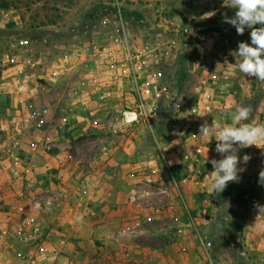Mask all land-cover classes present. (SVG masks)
<instances>
[{"label":"crops","instance_id":"1","mask_svg":"<svg viewBox=\"0 0 264 264\" xmlns=\"http://www.w3.org/2000/svg\"><path fill=\"white\" fill-rule=\"evenodd\" d=\"M172 45L159 53L162 79L145 102L161 139L158 148L142 122L134 124L135 131L125 124L122 112L133 108L131 97L116 92L99 99L106 83L98 87L94 82L104 75L98 68L79 77L84 80L77 84L83 94L80 104L61 96L52 110L48 106L61 90L43 95L40 105L48 112L36 136H46L47 146L11 144V174L0 170V264H205L192 223L211 242L218 264H256L255 257L264 264V186L258 182L264 149L238 151L241 160L245 154L251 159L246 169L239 165L243 170L237 181L260 190L247 222L230 238L233 227H218L214 218L215 211H242L231 199L235 182L215 193L209 191L210 179L203 178L214 170L207 162L216 148L214 134L202 136L198 126L170 129L166 123L165 96L190 94V75L179 77ZM237 73L240 79L233 75L234 81L242 82L243 90L231 91V81L218 96L228 110L212 116L222 126L232 124L235 106L252 101L250 80L239 69ZM13 106L0 95V126L12 119ZM3 147L0 135V152ZM18 160L29 162V174ZM225 195L224 206L218 198ZM29 220L39 226L38 235L31 234L28 224L25 234L17 232L18 224Z\"/></svg>","mask_w":264,"mask_h":264},{"label":"built area","instance_id":"2","mask_svg":"<svg viewBox=\"0 0 264 264\" xmlns=\"http://www.w3.org/2000/svg\"><path fill=\"white\" fill-rule=\"evenodd\" d=\"M96 27L101 38L79 41L70 46L58 42L34 44L28 38L18 35L8 39L0 37V93L14 102L12 119L0 126L4 144L0 152V170L5 174H11V152L8 146L25 144L31 149L39 145L47 146L46 136H36L48 112V108L40 105L43 95L61 90L59 95H54L53 102L48 106L52 110L58 108L61 96L67 97L71 104H80L83 94L79 92L77 84H84V80L79 77L90 71V68H94L93 72L98 68L104 74L94 81L98 87L101 81L106 83V92L99 95V99H105L110 93L116 92L128 99L131 97L133 108L126 107L122 112L125 124L134 126L142 122L154 146H161L160 136L155 132L145 102L152 94L154 85L161 82L162 76L157 69L162 58L159 53L166 52L148 41L128 36L116 16H103ZM109 29L112 31L107 33ZM227 66L205 64L204 55H199L193 66L196 80L191 86L189 97L172 94L165 96L168 115L166 123L170 129L189 130L193 126L200 128L205 123L210 126L215 112L228 110L225 104L218 101V96L231 83ZM257 88L264 92V81H259ZM211 156L217 160L222 158L215 150ZM17 162L24 174L30 173L28 161ZM244 168H247L246 164ZM209 173H205L203 178L210 179ZM27 224L33 236L40 233L39 226L29 220L18 224L17 232L20 235L25 234L24 227ZM191 228L205 264H218L211 254V242L204 238L196 223H192ZM125 251L122 248V252Z\"/></svg>","mask_w":264,"mask_h":264},{"label":"rangeland","instance_id":"3","mask_svg":"<svg viewBox=\"0 0 264 264\" xmlns=\"http://www.w3.org/2000/svg\"><path fill=\"white\" fill-rule=\"evenodd\" d=\"M224 2L228 4L230 0H0V25H3L0 37L8 39L18 35L34 44L58 42L70 46L79 41L101 38L96 25L100 24L103 16H116L123 31L131 38L138 37L165 50L172 45H167V41L174 42V61L179 77L183 79L190 75L188 91L196 80L194 62L202 54L205 64H228L233 82L230 90L240 92L244 88L242 82L236 83L233 78V75L238 77L239 62L230 52L237 49L238 42L250 43V30L246 29L243 35H238L233 26L222 22L224 14L232 17L235 13L234 9L225 7ZM205 13L214 15L205 18ZM109 31L112 29L106 32ZM247 78L253 89L250 95L252 101L243 105L251 106L252 113L250 120L245 122L255 119L259 124L264 122V92L257 88L260 80ZM0 95L8 99L4 93ZM137 128V125L129 127L132 131ZM147 136L151 139L149 134ZM234 184L236 197L231 199L242 207V211L223 215L215 211L214 218L218 227H233L228 231L230 238L236 237L239 228L247 222V212L253 207L260 190L252 191L239 181ZM259 186L264 185L259 183ZM228 198L226 195L219 197L218 202L224 203ZM255 260L256 264H261L258 257ZM230 262L232 264V260Z\"/></svg>","mask_w":264,"mask_h":264},{"label":"clouds","instance_id":"4","mask_svg":"<svg viewBox=\"0 0 264 264\" xmlns=\"http://www.w3.org/2000/svg\"><path fill=\"white\" fill-rule=\"evenodd\" d=\"M227 8L235 10L234 16L224 14L223 23L230 24L238 35H243L246 29L250 30V43L238 42L236 50L230 55L238 61V68L247 77H255L264 81V0H230L225 4ZM214 13H205V18ZM252 113L251 106L237 105L232 113V124L221 125L213 120L212 125H201L200 135L214 134L217 141L215 151L221 159H211L213 171L210 178L209 191L222 192L229 182L238 180V173L243 169L241 163L247 164L251 157L245 154L241 160L238 155L240 148L256 146L264 149V124L249 121ZM218 130V131H216ZM260 184L264 185V169L259 172Z\"/></svg>","mask_w":264,"mask_h":264},{"label":"trees","instance_id":"5","mask_svg":"<svg viewBox=\"0 0 264 264\" xmlns=\"http://www.w3.org/2000/svg\"><path fill=\"white\" fill-rule=\"evenodd\" d=\"M172 174L174 175V172H172ZM176 175V174H175ZM177 178H178V176H177Z\"/></svg>","mask_w":264,"mask_h":264}]
</instances>
